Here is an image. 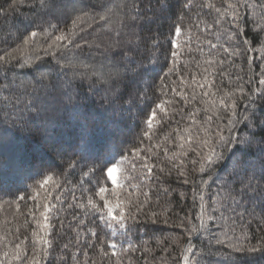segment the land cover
Here are the masks:
<instances>
[{"label": "snow or ice", "instance_id": "6c2138e0", "mask_svg": "<svg viewBox=\"0 0 264 264\" xmlns=\"http://www.w3.org/2000/svg\"><path fill=\"white\" fill-rule=\"evenodd\" d=\"M174 2L179 11L172 14L174 19L164 41L151 39V56L142 51L149 41L137 29L155 24L160 17L153 4L164 13L173 7L169 0H3L0 3V44L8 45L0 50V129L15 128L28 120L47 125L58 122L65 114L77 120L81 129L78 142L71 145L73 156L66 159L58 153L66 167L57 165L56 172L37 170L36 175L42 179L37 181L36 195H28L25 190L13 197L17 212L19 201L32 202L25 224L29 220L33 222V239L29 240L27 235L21 238V226L14 231L9 228L5 236H0V244L8 249L0 253V264H41V259L49 264L48 257L58 247L59 264H68L67 253L72 248L75 252L70 259L74 264H97L91 256L93 250L100 256V264L105 261L125 264L129 253L141 251L133 238L142 222L163 223L179 229L177 239L187 235L192 241L193 234L208 238L207 249L196 250L192 244L183 250L177 264H201L206 259L210 264L213 257L218 264L237 261L254 264L257 255L264 258V235L251 236L248 227L241 228L240 237L235 235L237 216L241 222L245 214L255 219L259 209V223L264 224V109L257 104L258 100L264 101V65L255 78V87H252L253 78L245 82L237 74L235 87L227 91L216 88L215 80L209 82L206 76L203 82L198 74H192L189 80L178 69L179 57L185 51L191 53L193 37L197 45H202L201 31L212 32L227 25L217 36L225 39L223 45L206 41L211 49L223 48L218 62H206L209 67L213 63L222 66L226 60L234 62L242 52L252 51L256 44L264 46V27L260 26L264 24V0H224L226 6H217L208 0L201 4H194V0ZM194 7L214 9V22L200 30L203 23L200 16L197 15L196 22L189 16ZM24 9L28 15H24ZM9 19L14 23L11 29H5L3 24ZM253 24L259 31H253ZM192 28L198 31L192 33ZM165 46L168 48L161 64L160 51ZM198 50L203 51V47ZM260 59L264 60V55ZM173 74L179 78V88L175 80L171 88L166 83ZM223 74L221 69L220 75ZM85 86L93 94L103 89V110L114 139L120 136L128 121H135L139 116L145 125L139 142L143 144L146 139L149 146H134L125 151L120 147L125 142L119 141L98 149L88 134ZM169 91L179 100L161 98L168 96ZM181 101L183 106H179ZM197 104L199 107L188 110L189 105ZM169 109L186 126L181 129L178 121L175 138L168 137V143L179 149L174 154L179 164L170 158V166L159 167V173L170 177L175 172L184 185L189 184L184 161L191 156L192 171L198 165L199 172L207 176L206 179L201 176L197 185L199 211L195 216L174 214L164 205H158L157 211L150 192L142 191L144 180L154 177L158 167L152 162L161 150V145L151 143L155 136L154 123L169 121ZM133 126L140 127L135 123ZM162 150L167 157L170 148ZM126 163L131 167H126ZM137 165L143 175H133ZM77 169L82 177L76 182L80 197L75 195L74 188L72 201L66 203L61 195L46 190L54 185L62 192L66 181L61 183L58 177L66 170L75 174ZM97 173L104 183L97 180L98 187L93 192L92 187L84 185H90V178ZM122 179L124 184L120 182ZM155 179L163 183L158 176ZM137 180L139 183H133ZM213 185L215 191H210ZM41 189L46 190L43 195ZM175 191L171 187L159 189L157 200L161 192L169 196ZM86 192L89 194L85 202ZM137 193L145 199L140 200ZM180 195L183 197L184 193ZM65 204L72 212L71 220L67 215L60 217ZM89 221L92 227L87 226ZM7 223L11 225L12 221ZM101 228L107 230L105 238L98 234L97 229ZM109 233L111 238H107ZM62 235L74 238L58 245ZM8 236L13 239L5 244ZM117 237L122 238L119 244ZM157 243L168 244V238L162 237ZM163 250L166 252L167 248ZM142 252L148 253L149 249L144 248ZM81 255L85 258L83 261L79 258ZM142 258L147 264L148 257Z\"/></svg>", "mask_w": 264, "mask_h": 264}, {"label": "trees", "instance_id": "16d2710c", "mask_svg": "<svg viewBox=\"0 0 264 264\" xmlns=\"http://www.w3.org/2000/svg\"><path fill=\"white\" fill-rule=\"evenodd\" d=\"M181 2H184V0H181ZM203 2L204 0H194V4H201ZM208 2L217 6H226L224 0H208ZM0 3H3V0H0ZM169 3H172L173 7L164 13H160L159 8L156 7L154 3V10L160 18L157 19L155 24H145L142 26V29H137L138 31H142L144 38L149 41L148 45L142 47V51H144L145 55L151 56L152 54L150 43L152 38H155V40L160 42L164 41V38L168 33L169 25L174 19L172 14L179 11L178 7L175 6L174 0H169ZM165 7H167V5ZM24 15H28L27 9H24ZM197 15H199L200 20L203 21V23L200 24V30H202L206 25L214 22L216 13L214 9L201 10L194 7L193 11L189 14L192 22H196ZM13 23L14 21L9 19L3 24V27L5 29H11ZM185 23L187 24L188 21L186 20ZM257 23H259V21H257ZM260 26L264 27V24H261ZM226 27L227 25H224V27L216 29L212 32L201 31L200 39L202 41V45H197L193 37V47L191 53L185 51L184 54L179 57L178 69L181 73L186 75L189 80L192 74H198V79L201 82H203V77L205 76L209 82L215 80V87L223 88L225 91L235 87V77L237 74L243 77L245 82H247L250 77L253 78L254 83L252 87H255V78L260 71V66L264 65V60L260 59V57L264 55V46H262V44H256L250 52H242L235 58L234 62L226 60L222 66L218 63H213L211 67H209L206 63L209 60L218 62L219 58L223 55V48L215 50L211 49L206 41L211 40L213 43L223 45L225 43V39H217V36L222 34ZM252 29L253 31H259L256 24L252 25ZM197 31L198 30L196 28H192V33H196ZM13 35H15V33H13ZM241 39H243V35H241ZM201 46L203 47V51L198 50ZM7 47L8 45L0 44V50ZM167 48L168 46H165L164 49L160 51L159 60L161 64L164 63ZM84 52L87 53L88 49L85 48ZM197 64H199V67H197ZM205 68H208L207 72H205ZM221 69L224 72L223 75H220ZM160 70L161 69L158 66L157 71ZM163 70L166 71V68ZM229 77L232 79L230 80ZM173 80L177 81L175 86L179 88V78L176 74H173L166 81L169 88L173 86ZM83 93L88 97L85 101L88 113V134L94 139L98 149L103 148L105 144L112 142L119 143V141L125 142L120 145V147L125 151L133 148L134 146H139L141 148H147L149 146L150 142L146 139L143 144H140L139 142V134L145 127L141 117L137 116L135 121H128L127 124L123 126L120 136L114 139L111 136V128L103 110V98L105 95L103 89L101 88L98 92L93 94V91L89 90L87 86H85ZM161 98H174L179 100V97H174V94L170 91L168 96H162ZM257 104L261 109H264V101L258 100ZM179 106H183L182 101ZM197 107H199L198 104L189 105L188 110L191 111L193 108ZM169 116V121L154 123L153 131L155 136L151 141L152 144L161 145V150L158 152V158L153 157L152 162L158 165V167L154 170L155 176H158L160 181H163V183L158 182L155 179V176L148 177L143 182L142 191L150 192L151 202L153 206L156 207L157 211L160 210L158 205H164L171 208L174 214H179L181 216H184L185 214L195 216V214L199 211V192L197 191V185L199 184L201 176L205 179L207 176L199 172L198 165L196 166V171H192L193 166L191 165V156L188 160L184 161L186 165L185 170L189 175V184L184 185L182 180L177 178L175 172H173L170 177L167 176L166 173L163 175L159 173V167L167 168L170 166L168 164V160L170 158H175L178 164L180 162L178 156H174V154H178L179 149H177L175 145L168 143V137L170 135L173 138L176 136L175 130L177 129V122L180 121V116H172L171 109H169ZM157 119L159 120V117ZM134 123L138 124L140 127L137 128L133 126ZM185 126V122L180 121L179 127L182 129ZM80 135L81 129L79 122L67 114H65L58 122L47 125H43L40 121L28 120L26 123L18 125L15 128L0 129V190H3L0 191V236H5L9 228L14 231L17 226H21V238L24 235H27L29 236V240L33 239L31 236L33 222L29 220L28 223L25 224L26 213L29 208L32 207V202L29 200L19 201L20 211L17 212L15 210V204L12 203L13 197L21 193H25V190H27L26 194L35 196L37 181L42 179L41 176L36 175L37 170L51 169L53 172H56L57 165L61 168H65L66 166L58 153L62 154L66 159L72 157L73 153L71 145L74 142H78ZM163 147L170 148V152L167 157L164 155L162 150ZM125 166L129 168L131 167V165L127 163ZM133 175H143L139 169V165H137V171L133 173ZM81 179L82 177L80 176L78 169L75 174H72L71 170H66L62 176L58 177L59 182L63 183L66 181V183H63L64 190L61 192L57 190L54 185L46 190L53 192L55 195H61L63 200L68 203L72 201L74 188L75 195L77 197L81 196L80 189L76 184V182ZM90 179L91 184L89 185L88 183H85L84 187H92L93 192L95 191V188L98 187L96 183L97 180H100V184L104 183V181L100 179V173H97L96 176L91 177ZM193 180H195V183H193ZM120 182L121 184L125 183L123 179ZM133 183H139V181L137 180ZM165 187L174 188L176 191L169 196H164L161 192L160 199L157 200L158 190ZM46 190L41 189V195H43ZM210 191H215V185L212 186ZM181 192L184 193L183 197L180 195ZM88 194L89 193L87 192L84 193L85 202ZM205 194L207 195V193ZM137 195L140 200L145 199V197L140 193H137ZM36 199L40 200V197H36ZM59 206V202H57V207L59 208ZM74 211L79 210L76 209ZM65 215H67L68 219L71 220L72 212L67 210L66 204L65 209L60 212V217L64 218ZM81 216H83V213H81ZM8 221H12V224L9 225L7 223ZM236 221L237 231L235 235L237 237L241 236L240 230L245 227L249 228V235L251 236L259 238L261 235H264V224L259 223V209H257L255 219H253L252 216L245 214L242 222L239 216L236 217ZM54 223L58 225L59 221L54 220ZM87 226L92 227L90 221ZM138 229L139 230L133 238V243H138L141 246V251L129 253L128 256L125 257V264H129V262L130 264H145V260L142 256L148 257L147 264H177L179 256L187 247L194 244L196 250H202L207 249L209 244L208 238L203 234L199 236L193 234L192 241L188 240L187 235L180 236V238L177 239L180 230L167 227L163 223L154 225L150 222H142L138 225ZM97 231L101 238H105L104 233L107 230L101 228L97 229ZM217 235H219V233H217ZM165 236L168 238L169 243L164 245L158 244L157 241ZM73 238V235H62L57 240V244L62 245L66 239ZM107 238H111L110 233ZM223 238L224 237L221 236V239ZM12 239V236H8V240L5 241V244ZM121 239V237L116 238L117 244L121 242ZM37 247L39 248V245H37ZM144 248L149 249V252L143 253L142 250ZM164 248H167L166 252L163 250ZM5 250L8 249H6L3 244H0V253ZM117 251H120L119 247L117 248ZM74 252L75 248H72L67 253L69 256L68 264H74V262L70 259L72 253ZM60 255L61 253L58 247L57 250L53 251L48 257L49 264H59ZM91 256L97 261V264H100V256L96 250L92 251ZM79 258L81 261L85 259L83 255ZM114 259L115 258H113V260ZM220 259L222 260L223 258ZM233 259H235V257ZM41 264H45L44 259H41ZM104 264H109V262L105 261ZM201 264H209V261L207 259L202 260ZM210 264H218L217 258L213 257ZM236 264H244V262L237 261ZM254 264H264V258H260L259 255H257L254 259Z\"/></svg>", "mask_w": 264, "mask_h": 264}]
</instances>
